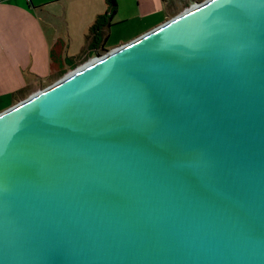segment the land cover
<instances>
[{"label": "water", "instance_id": "obj_1", "mask_svg": "<svg viewBox=\"0 0 264 264\" xmlns=\"http://www.w3.org/2000/svg\"><path fill=\"white\" fill-rule=\"evenodd\" d=\"M0 264H264V0H202L0 111Z\"/></svg>", "mask_w": 264, "mask_h": 264}, {"label": "crops", "instance_id": "obj_2", "mask_svg": "<svg viewBox=\"0 0 264 264\" xmlns=\"http://www.w3.org/2000/svg\"><path fill=\"white\" fill-rule=\"evenodd\" d=\"M180 2L0 0V111L179 14Z\"/></svg>", "mask_w": 264, "mask_h": 264}, {"label": "rangeland", "instance_id": "obj_3", "mask_svg": "<svg viewBox=\"0 0 264 264\" xmlns=\"http://www.w3.org/2000/svg\"><path fill=\"white\" fill-rule=\"evenodd\" d=\"M181 2V5H182V7H183V9L179 12V13H181V12H183L185 9H188L191 5H193L194 3H196V2H200V1H202V0H191V1H189V0H180ZM173 17V16H172ZM80 66V65H79Z\"/></svg>", "mask_w": 264, "mask_h": 264}, {"label": "trees", "instance_id": "obj_4", "mask_svg": "<svg viewBox=\"0 0 264 264\" xmlns=\"http://www.w3.org/2000/svg\"><path fill=\"white\" fill-rule=\"evenodd\" d=\"M108 1H109L110 6L112 7L114 5L113 0H108ZM97 24H98V21H95V23H93V25L90 27L89 32L94 31Z\"/></svg>", "mask_w": 264, "mask_h": 264}]
</instances>
